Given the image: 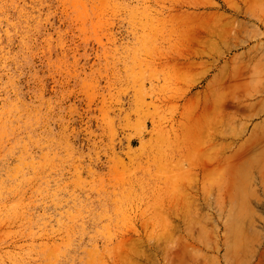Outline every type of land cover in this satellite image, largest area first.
I'll list each match as a JSON object with an SVG mask.
<instances>
[{
	"label": "rangeland",
	"instance_id": "374dc122",
	"mask_svg": "<svg viewBox=\"0 0 264 264\" xmlns=\"http://www.w3.org/2000/svg\"><path fill=\"white\" fill-rule=\"evenodd\" d=\"M262 91L264 0H0V264H264Z\"/></svg>",
	"mask_w": 264,
	"mask_h": 264
},
{
	"label": "bare ground",
	"instance_id": "6f19581e",
	"mask_svg": "<svg viewBox=\"0 0 264 264\" xmlns=\"http://www.w3.org/2000/svg\"><path fill=\"white\" fill-rule=\"evenodd\" d=\"M226 88H227V87H226ZM262 92H263V91H262ZM262 92H260V93H262ZM263 93H264V92H263ZM226 103H227V102H226ZM237 106H238V105H237ZM237 106H236V107H237ZM239 107H240V105H239ZM239 107H238V108H239ZM238 108H237V109H238ZM243 108H244V107H243Z\"/></svg>",
	"mask_w": 264,
	"mask_h": 264
}]
</instances>
